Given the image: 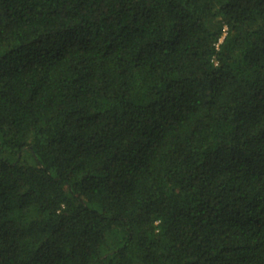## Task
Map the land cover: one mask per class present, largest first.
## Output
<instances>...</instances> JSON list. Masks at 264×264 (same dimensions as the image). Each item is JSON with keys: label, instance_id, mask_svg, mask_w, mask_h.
<instances>
[{"label": "trees", "instance_id": "obj_1", "mask_svg": "<svg viewBox=\"0 0 264 264\" xmlns=\"http://www.w3.org/2000/svg\"><path fill=\"white\" fill-rule=\"evenodd\" d=\"M0 264H264V0H0Z\"/></svg>", "mask_w": 264, "mask_h": 264}]
</instances>
